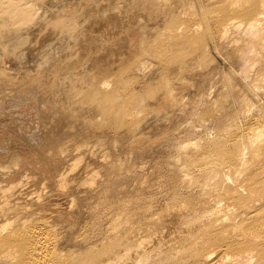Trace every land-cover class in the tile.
I'll use <instances>...</instances> for the list:
<instances>
[{"label":"bare ground","instance_id":"1","mask_svg":"<svg viewBox=\"0 0 264 264\" xmlns=\"http://www.w3.org/2000/svg\"><path fill=\"white\" fill-rule=\"evenodd\" d=\"M0 62V89L49 128L43 146L19 132L24 143L0 151V254L264 264V114L254 110L264 105V0H0ZM217 121L218 134L192 140L193 125ZM152 149L140 188L121 187L126 216L78 262L58 237L68 223L59 197L87 219L117 168Z\"/></svg>","mask_w":264,"mask_h":264},{"label":"rangeland","instance_id":"2","mask_svg":"<svg viewBox=\"0 0 264 264\" xmlns=\"http://www.w3.org/2000/svg\"><path fill=\"white\" fill-rule=\"evenodd\" d=\"M139 43H140L139 36H138V34H136L135 44L139 45ZM223 57L225 59L227 58L226 56H223ZM224 58H222V61H224ZM0 64H1L0 65V69H1L0 75H1V72L4 71V68H5L6 65L4 66V64L2 62H0ZM16 66H14V69L9 70V71L10 72L18 71L16 69ZM225 68L229 69L228 64H226ZM237 70H238V67H237ZM0 81H1L0 83L2 84L3 80L1 78H0ZM10 91H11V89L5 90V91L2 88L0 89V95H1L0 96V114H1L0 115V128H1L0 141H1V143H3L0 146V151H3L4 147H5L4 148L5 152L9 151V149H11L10 148L11 146L7 145L8 144L7 143L8 140L10 142L13 141V140H20V136H21L20 133H22V132H24L29 138H30L29 135L33 136L34 138H37L38 139L37 142L38 143L40 142L39 144L40 145L42 144L41 146H43V144L45 145V143H46L45 141L47 139V134L49 132V128L48 127L46 129L44 128L45 129V132H44V129H43L44 125H42L43 120L39 116L40 115L39 110H36V107L32 105L31 107H26L25 111L21 112L20 109H19V106H18L19 104L17 103V101L13 102L12 100H10L11 98L12 99H17L16 97L13 98V95L15 93V89H13L11 92ZM12 92H14V93H12ZM1 93H3V94H1ZM26 96H29V95H26ZM261 100L262 101L264 100V95H263V98H261ZM13 103H15L14 106H13ZM263 103H264V101H263ZM12 108H14V109H12ZM236 109L237 110L240 109V106L238 104L236 106ZM6 110H9V111H6ZM254 110H256L257 115H259V113L260 114H264V105L259 106V107H255ZM2 115H4V117ZM7 117H9V118H7ZM12 117H14V118H12ZM241 120L242 119L239 118L240 122H241ZM26 123H27V125L29 124V125L36 126L35 130L32 131V132L26 131L27 132L26 133L25 132V127H24L26 125ZM206 123H208V124H206L204 127H202V126L198 127V126H194L193 125V130H192V134H191L192 140L199 139L203 130L207 131V133L210 136L216 135V134H218L220 132L221 128H220V123L218 121L217 122H206ZM39 126H40V128H39ZM20 128H22L23 130H21ZM44 136H46V137H44ZM96 137H98L96 139L99 140L100 136H96ZM4 140H6V141H4ZM40 140H43L44 142L43 141L41 142ZM21 141H22V143H24V140H20V142ZM151 151H153V152H151L149 154L147 161L138 160L137 162H135V161L132 162V163L131 162H127L126 164H124V162H123L122 165L124 167L120 166V167L117 168V174L115 175V177L108 181V183L105 185V189L103 188V190H100L98 192L97 201H95L94 203L90 204L91 205L90 207L87 206V208L84 210L85 212L88 213V217H87V219H85L83 221L80 222L78 220L79 219L78 218L79 217L78 214H75V211H73L74 209H71V208H69L67 206V204L63 200L64 197L63 196L59 197V199L62 200L61 201V200L58 199V201L60 203V209H61L62 212H65L67 214V215L66 214L65 215L68 216V220H66V221H68V223L66 222L67 224L65 226L61 225L63 232L61 234H59L58 237H60L61 240H64L65 238H68V240L71 241L70 246L71 247L73 246V248H78V250H80L81 253L77 256L78 262H81L84 259H86V257L82 258L83 257L82 253L85 251L86 247H90L93 244H95V242L101 236L99 234H100V230L102 228L108 229V228L111 227V225H112L111 223L114 222L113 220H115L117 217L122 218V217L126 216V213L124 211H125V208H127V203L123 204V202H121L122 201L121 198H122V194H123V192L121 191V187L124 185V186H126L128 188L127 193H125L126 196L134 194V193H131V192H133V190H137V189L140 188L139 186H136V180H137V178L139 176V171H145L144 167L147 164V162L152 161L154 159L153 156H155L156 152H155L154 149H152ZM167 155H169V154H167ZM167 155L165 154V156H167ZM70 159L76 161L77 157H75V155H74ZM42 164L43 163L40 161V159L35 162L36 166H39V165H42ZM135 166H137V167H135ZM14 179H16V178H13L11 180H14ZM11 183L14 184V181L10 182V184H9L12 187L13 184H11ZM11 187H9V188H11ZM144 190H142V192ZM63 203H65V204H63ZM71 210H72V212H71ZM91 225H92V227H91ZM99 225H100V227H99ZM68 228H70V229H68ZM97 228H98V230H97ZM93 230H95V231L93 232ZM94 233H95V237H93ZM90 235H93V236H90ZM93 238H95V239H93ZM13 246L14 245H11V250L10 251L12 253H15L16 249ZM66 247L68 248V246H66ZM66 247L64 249H67ZM10 255L11 254L8 253L7 251L6 252L5 251L1 252V254H0V264H19L18 262L20 260V256L18 257L16 255L17 258L16 257L11 258Z\"/></svg>","mask_w":264,"mask_h":264}]
</instances>
